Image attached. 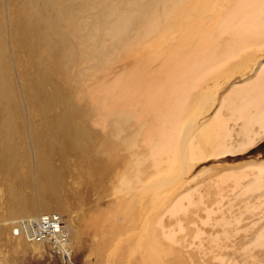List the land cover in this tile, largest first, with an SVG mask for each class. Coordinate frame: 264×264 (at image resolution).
I'll list each match as a JSON object with an SVG mask.
<instances>
[{
    "label": "bare ground",
    "instance_id": "6f19581e",
    "mask_svg": "<svg viewBox=\"0 0 264 264\" xmlns=\"http://www.w3.org/2000/svg\"><path fill=\"white\" fill-rule=\"evenodd\" d=\"M85 3L0 0V130L8 133L12 125L18 130L13 144L0 146V176L13 183L34 184L40 196L57 197L69 169L62 155L59 164L51 157L58 149L56 135L67 132L70 142L90 158L92 133L81 126L68 130L75 115L89 118L85 110L90 106L101 132L132 153L128 184L136 183L134 190L143 186L145 195L154 197L152 204L151 200L145 204L149 212L142 214L139 235L116 242L118 252L130 245V264L135 254H140L141 264L261 263L264 254L255 251H264V225L257 230L258 221L248 219L261 205L264 208V160H250L243 166L252 173L230 176L238 186L232 190L236 198L219 185V198L212 205H206L203 195L196 196V189L180 191L201 175L188 182L195 164L239 155L264 141V0H93L92 45L89 38L78 41L84 48L80 81L85 88L80 101L85 108L70 103L56 114L53 99L57 97L58 106L64 96L56 85L51 91L46 88L50 82L45 70L49 17L59 9L81 20L83 9L74 4ZM120 64L123 67L117 71ZM23 118L25 123L19 125ZM56 118L55 128L45 126ZM123 124L129 126V133L122 130ZM141 146L145 157L139 156ZM114 149L112 142L103 143L104 151ZM92 161L98 167L102 163ZM146 161L151 167H144ZM250 175L248 184L239 183ZM11 192V201H19L17 193ZM256 195L259 205L241 200ZM137 196L135 192L126 205H117L116 213L137 212ZM39 205L40 210L49 211L47 202ZM40 210L31 217L28 208L18 212L12 206L14 230L19 232V218L59 214ZM203 211L206 215L200 218ZM188 218H192L191 227H198L193 233L186 230ZM61 219L69 255L74 257L70 226ZM199 219L205 226H221L222 233L199 227ZM16 236H22L21 232ZM29 242L50 248L44 238Z\"/></svg>",
    "mask_w": 264,
    "mask_h": 264
},
{
    "label": "rangeland",
    "instance_id": "374dc122",
    "mask_svg": "<svg viewBox=\"0 0 264 264\" xmlns=\"http://www.w3.org/2000/svg\"><path fill=\"white\" fill-rule=\"evenodd\" d=\"M93 5V0H86L85 5L82 4L81 6L74 4L75 8L79 10L83 9L81 20L72 15H66L64 11L59 9L52 10L49 17L51 26L48 41L45 45L47 48L45 70L49 75L50 82L46 88L51 91L52 85H56L62 90L61 93L64 96L63 104L65 103L64 105L57 106V97L53 99L55 102L53 107L56 114H59L64 106L67 107L70 103L78 106L79 109L82 107L80 96L85 86L80 81V73L85 59L81 54L84 48L78 45V41L83 38H89V45H92V40L95 35V22H93L90 12ZM59 14L62 16L60 17ZM87 18L88 20L85 21ZM104 19L105 16L101 17V22ZM132 61L133 59L129 62ZM122 67L120 64L116 70L118 71ZM86 70L88 72L90 71L88 67H86ZM227 87L228 85L225 88ZM85 111V114L89 115V118L86 117L83 119L75 115L73 118V126L68 130L73 128L79 130V126H81L92 133V139L90 141L92 151H90V158L85 157L81 153L80 148L73 144L74 142H70L67 132L65 136L56 135L55 143L58 149L51 157L55 164H59V160H61L59 155H62V159H66V166L69 169L68 176L64 181L65 184L59 188V195L57 197H51L50 193H45L43 196H40L37 193V189L33 186L34 184L13 183V180H6L0 176V264H63L60 257L53 254L51 249L45 246L44 243L35 245L27 241L23 236L14 235L15 227L11 224V216L9 215L10 208L13 206L18 212L23 208H28L31 217H33L39 215V203L42 202L49 204V211L40 210L42 213L57 212L69 224L71 244L73 245L74 258L77 264H130V258L127 255V248H130V245H125L124 250L118 252L116 242L120 237L126 241H130L139 235L141 229V225L139 224L140 219L142 218V214H148L149 211L145 210L147 208L146 205L154 197L150 195L149 197L152 198H149L148 195H145L146 191H144L143 186L137 187L134 190L135 187L133 184L136 185V183L132 185L128 184V181H130L128 176L132 174V170L129 169V165L133 163L130 157L132 154L131 151L127 150L122 143L111 141L105 133L101 132V128L96 126V116L90 106L86 107ZM9 112L14 113V110L10 109ZM23 116H25V113H23ZM22 123H25L24 118L19 125H23ZM57 124V118L49 119L45 126L53 129ZM122 127V130H128L129 126L123 124ZM14 132L15 134L12 139H6V137L11 136ZM70 133L73 136L75 135L74 130H71ZM17 135L18 130L16 128L14 129L13 125L8 133L4 130L1 133L0 130V146L3 143L13 144ZM77 140L79 142V137ZM107 141L115 145V149L112 152L103 150V143ZM82 142L84 144L88 143L86 140ZM139 152L140 157L146 156V151L142 146ZM92 160H101L102 163L98 167L95 163H92ZM250 160H264V141L245 153L235 156L215 157L197 165L195 164L192 170L189 171L190 173L188 172V182L200 172H202L201 175L188 185V182L185 183L186 181H184V186H187L181 188L182 190L180 192L186 191L189 188L193 191L196 189L197 192L195 195H203L206 199V205H212L219 198L217 187L219 185L221 189L226 190L225 193L228 196L232 199L236 198V195L232 193L234 187L237 186L236 179L230 176L233 173H252L251 169L243 167ZM113 165L114 167H112ZM144 167H151V162L146 161ZM146 171L153 172L149 169ZM251 177L250 175L240 180L239 183L246 185ZM184 179H187V177H184ZM131 188L133 189L131 190ZM11 191L17 193L16 195L17 198L19 197V201H11ZM135 192L139 198L135 203L137 204V212L134 213L133 211L128 215H123L122 213L117 214L116 211L119 210L120 205H126L128 198ZM257 197L258 195L241 198V200L247 199L252 204L259 205ZM150 203L152 204V200ZM238 203V206L242 204L241 202ZM117 205L119 207L115 208ZM243 206L244 204H242ZM259 209L253 218L248 219L258 221L257 230L264 225V208L261 205ZM228 214L230 216L232 215L229 212ZM235 214L233 213V215ZM205 215L206 213L204 211L198 214L200 218H203ZM219 216L215 215L214 218ZM19 219L22 221L21 218ZM19 219L16 221L19 222ZM191 220L192 218H188L184 222L189 224L186 230L193 233L198 227H191L189 223ZM244 220H247L246 215H244ZM199 221V227L204 228L209 233L216 234L222 233L223 231V228L219 225L209 227L203 225L200 219ZM131 229L133 230L130 231ZM243 236L244 234H241L239 239ZM233 240L235 241V237ZM207 243L208 238L205 241L206 245ZM240 246L237 245L238 248ZM230 253H233V251ZM255 254L262 255L264 251H255ZM132 262L133 264H141L140 254H135ZM209 264H215L214 260H211ZM259 264H264V259Z\"/></svg>",
    "mask_w": 264,
    "mask_h": 264
},
{
    "label": "built area",
    "instance_id": "2783aa9c",
    "mask_svg": "<svg viewBox=\"0 0 264 264\" xmlns=\"http://www.w3.org/2000/svg\"><path fill=\"white\" fill-rule=\"evenodd\" d=\"M63 220L56 213L44 214L37 219L22 220L19 225V232L28 241H40L43 238L48 242L53 254L60 257L63 264H77L73 256L69 255V247L66 246L67 235L62 232ZM14 230L15 235L19 234Z\"/></svg>",
    "mask_w": 264,
    "mask_h": 264
}]
</instances>
